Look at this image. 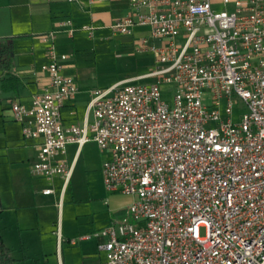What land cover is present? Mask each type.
Segmentation results:
<instances>
[{
	"label": "built area",
	"instance_id": "obj_1",
	"mask_svg": "<svg viewBox=\"0 0 264 264\" xmlns=\"http://www.w3.org/2000/svg\"><path fill=\"white\" fill-rule=\"evenodd\" d=\"M127 7L108 29L132 36L146 28L135 51L151 53L157 66L90 92L81 124L63 119L79 87L63 74L55 41L60 32L71 38L93 29L64 18L37 36L46 84L27 103L8 102L23 140L37 142L31 174L60 178V207L75 164L67 147L79 152L93 141L109 154L104 189L132 202L121 219L78 238L104 239L105 259L96 264H264V0H127ZM238 100L247 112L234 123Z\"/></svg>",
	"mask_w": 264,
	"mask_h": 264
},
{
	"label": "rangeland",
	"instance_id": "obj_2",
	"mask_svg": "<svg viewBox=\"0 0 264 264\" xmlns=\"http://www.w3.org/2000/svg\"><path fill=\"white\" fill-rule=\"evenodd\" d=\"M31 1L0 0V39L11 38L16 45L12 71L34 69L39 72L40 56L45 53V46L36 33L44 31L48 25L33 14ZM225 8L230 10V6L213 5L215 11ZM125 15L126 11L122 10L117 18ZM73 23L81 27L77 21ZM84 25L93 29L91 36L78 31L70 38L60 32L55 41L56 55L64 74L73 78L81 89L77 99L79 116L93 90L147 74L157 66L151 53L135 51L136 39L148 35L146 28L135 29L132 36H112L108 26L98 29L89 21ZM162 88L163 91L172 89L170 85ZM12 93L0 88V235L11 256L18 262L16 264H80L85 253H89L90 261L105 259V252L96 247V243L104 239L76 240V246L70 245L67 239L94 233L106 223L121 219L132 198L105 191L101 165L106 153L100 152L93 141L81 147L60 207L55 205L60 199V178L47 180L26 176V182H18V175L24 174L18 162L25 158L27 151L21 146V124L9 117L8 98ZM162 99L171 104V92H163ZM246 112L245 104L238 100L233 106L232 121L239 123ZM74 150L73 146L68 147V155ZM40 186L52 188L55 194L39 195ZM19 193L20 199L16 201L14 198ZM199 234L204 236V228H200Z\"/></svg>",
	"mask_w": 264,
	"mask_h": 264
},
{
	"label": "crops",
	"instance_id": "obj_3",
	"mask_svg": "<svg viewBox=\"0 0 264 264\" xmlns=\"http://www.w3.org/2000/svg\"><path fill=\"white\" fill-rule=\"evenodd\" d=\"M31 4L35 10L33 11V14L37 17V19L41 21V23L48 25L47 29H45L42 32L36 33L37 34L36 37L40 34L54 30V28H56L57 26L58 21L64 18H69L73 20V22L77 21L78 24L81 26L84 25V22L89 21L90 23L94 24V26L97 27L98 29H102L104 28V26H109L115 20L122 18V17L117 18V14H119L122 10L126 11V15L128 14L127 0H80L78 3L73 4L74 6L68 3L67 0H32ZM44 61H46L45 53H41V56H40L41 64L45 63ZM11 72L19 79V88L17 91H10L13 93H12V96L8 98V100H19V101L27 103L29 102L31 95L36 92H39L40 89L46 84L45 76L34 69L19 70V71L17 70L14 71L13 69V71L11 70ZM62 72L64 74V68H62ZM80 95H81V89L79 88V93L75 97L74 101L68 103L62 110L63 119L65 123L67 124L68 123H77V124L82 123L83 115H84L85 108L89 100L90 94L88 96V99L86 100L84 111L82 115L79 116L77 113V110H78L77 99L80 97ZM21 137H22V134H21ZM35 143L37 142L31 141V140H23V143L21 144V146L25 147L27 153H26L25 158L19 160L18 162L19 167H22L23 172H24L23 175L22 174L21 176L18 175L19 178L17 180L20 183L24 180L26 182V176H29L32 179L36 178L35 176L31 174V165L37 154V149L34 146ZM70 146H73L75 150L71 156L68 155L67 150H66L65 158L68 164H71L74 158H75V163H76L78 154L80 152V151L79 152L77 151V147L75 145H69L68 147ZM108 159H109V154L106 153L105 161ZM32 186L33 188L34 186H36L34 182ZM45 187L43 186L39 187L40 188L38 190L39 195L43 196L41 194V190ZM20 195L21 193L15 196L14 199L16 201L17 200L19 201ZM113 195H120V194H113ZM43 197H47V196H43ZM124 212H126V208L124 209ZM0 214H1V210H0ZM109 223H106L103 227H105ZM81 236L83 235H80L79 237ZM78 238L76 239L68 238L67 241L69 242L70 245L76 246L77 244L76 240H78ZM86 241H89V240H83L81 242H86ZM99 245L100 244L97 242L96 243L97 249H99ZM99 251L104 252L100 249ZM100 261L102 260L98 259L97 261H90L89 253H85L82 256V261L80 264H96ZM68 264H72V263H68Z\"/></svg>",
	"mask_w": 264,
	"mask_h": 264
},
{
	"label": "trees",
	"instance_id": "obj_4",
	"mask_svg": "<svg viewBox=\"0 0 264 264\" xmlns=\"http://www.w3.org/2000/svg\"><path fill=\"white\" fill-rule=\"evenodd\" d=\"M16 54V45L11 38L0 39V88L3 91H17L19 79L11 72L12 60ZM10 251L0 236V264H13Z\"/></svg>",
	"mask_w": 264,
	"mask_h": 264
},
{
	"label": "flooded vegetation",
	"instance_id": "obj_5",
	"mask_svg": "<svg viewBox=\"0 0 264 264\" xmlns=\"http://www.w3.org/2000/svg\"><path fill=\"white\" fill-rule=\"evenodd\" d=\"M1 236V235H0ZM2 238V237H1ZM2 241H3V239H2ZM3 243H4V241H3ZM4 245H5V243H4ZM5 247H6V245H5ZM7 248V247H6ZM10 251V250H9ZM10 256H11V252H10ZM12 257V256H11ZM12 259L14 260V263L13 264H16V263H18V262H16V260L12 257Z\"/></svg>",
	"mask_w": 264,
	"mask_h": 264
}]
</instances>
